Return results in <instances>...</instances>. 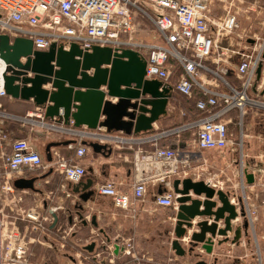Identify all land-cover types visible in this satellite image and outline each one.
Returning a JSON list of instances; mask_svg holds the SVG:
<instances>
[{"label":"built area","instance_id":"obj_1","mask_svg":"<svg viewBox=\"0 0 264 264\" xmlns=\"http://www.w3.org/2000/svg\"><path fill=\"white\" fill-rule=\"evenodd\" d=\"M224 1L0 0V36H8L10 43L15 39L29 40L33 52L47 51L52 45L68 50L72 44L83 52H90L94 47L118 52L132 50L145 62V79L159 80L170 90V96L189 101L194 100V92L200 95L194 101L196 118H191L188 109L168 103L167 116L177 113L190 119L165 130H159L155 123L152 132L143 137L107 133L104 128H75L72 122L66 125L57 117L47 118L40 107L25 116H16L0 105V264H31L28 261L29 257H34L31 247L41 242L36 234L50 231L54 223L52 214L56 217L55 225L58 222L56 210L59 207L44 215L45 201H39L38 206L22 205L26 191L16 190L12 183L24 172L53 171L65 182L66 196H75L79 201L74 205L77 214L82 211V202L72 192V187L83 182L87 175L86 169L79 164L90 152L83 142H97L112 150L131 152V157H124L133 170V183L128 190H121L120 184L111 181L95 183L92 188L95 194L109 198L113 208L132 214L135 205L148 194L150 186L159 187L153 192L155 206L175 213L179 195L174 193L172 183L186 178L196 182L194 169L207 171V161L200 159V153L227 151L239 156L240 160L244 119L253 109L264 108V103L258 101L264 96V31L257 34L243 30L240 36L236 35L241 30L239 14L232 5L226 7ZM216 4L223 5L222 17H212ZM139 21L149 24L153 33L149 34L147 27H141ZM235 35L239 38L235 49L233 45L225 47L222 44L223 40ZM232 58H236L235 64ZM20 61L25 63L26 58ZM259 64L262 65L261 74L257 79ZM7 68L0 58V98L12 99L4 89L3 76L7 74ZM8 123L64 136L70 142L66 148L74 152L73 156L65 157L51 148V161H45L28 140L8 138L2 130ZM230 127L239 131L237 136ZM184 136L188 138L184 139ZM239 160L234 159L233 163L240 164ZM237 173L242 179L244 170L241 168ZM209 178L204 182L217 190L220 183L213 184V177ZM159 189L164 190L162 194H158ZM260 205L264 209V200ZM244 213L245 218L232 221L233 229L246 220L249 230L250 221H255L257 213L253 208ZM79 217L76 222L82 223V216ZM22 226L31 229L34 237H27ZM68 232L61 230L62 237L65 238ZM233 238L234 232H228L226 237H216L212 248H235L238 241ZM186 239L188 237L183 240ZM253 243L254 264H263L255 237ZM107 244L102 243L104 250H108ZM114 250L128 255L133 250L132 242L125 240L120 248L117 243L113 244L108 250L110 256ZM196 252L208 255L200 247ZM42 264L51 263L43 261Z\"/></svg>","mask_w":264,"mask_h":264},{"label":"crops","instance_id":"obj_2","mask_svg":"<svg viewBox=\"0 0 264 264\" xmlns=\"http://www.w3.org/2000/svg\"><path fill=\"white\" fill-rule=\"evenodd\" d=\"M224 2L226 7L232 5V9L239 14L238 20L241 30L236 35L240 36L243 30H251L257 34H261L264 31V0H225ZM222 9V4L214 5L212 17H222ZM235 36L223 40L222 44L225 47L233 45L235 49V45L239 43L238 36H236L237 38ZM236 61V58H232V63L235 64ZM258 101L264 103V96L260 97ZM177 102L179 103V101ZM169 103L172 105L176 102L170 101ZM178 103H176L177 106ZM0 105L7 110L8 108L19 109L21 114L16 116H25L28 112L36 109L32 102L22 103L8 97L0 98ZM173 115L176 118L180 117L177 113ZM248 116H250L251 120L246 122ZM248 116L244 119V137L242 139L243 148L240 164L233 163L234 159L239 160V156L228 154L227 151L217 152V156L212 155V157H209L210 155L208 154L204 155V152H202L199 156L202 161H207V171L201 172L200 168L194 169L195 181H206L211 176L213 177V184L220 183L217 184V190L221 187L224 192L229 194L231 204H233L232 201L238 203V200H241L240 204L236 206L237 210H239L240 206L246 213L251 208L256 210L255 221H250L249 230H246L240 236L235 248L215 247L209 255L200 254L196 251H193V253L185 251L186 256L177 257L164 242L165 240L159 238V233L164 229L165 225L169 222L171 224L174 223L173 210L157 208L154 204L153 192H157L159 187L150 186L148 188V194L143 201L135 205L134 214L130 211L126 212L113 208L109 198H107L108 200L101 199V196L95 194L94 191L89 201L80 204L82 211L77 214L74 208L78 201L77 198L75 196H66L64 192L65 182L53 171L25 172L22 176L16 178H36L33 184L35 191L24 190L26 191V202L24 203H30L28 207L38 206L39 201H45L46 203L43 204L44 215H47L50 209L59 207L56 210L57 225L50 231L36 234L40 237L41 242L35 243L31 248L48 251L50 256L53 254L56 259H60L61 264H80V260L81 264H196L198 262H204L205 264H254V259L251 256L254 250V237L259 242H264V209L260 205L261 201L264 200V108L253 109L248 112ZM161 119H164V117ZM160 121L156 123L159 130L170 128H166L170 126L169 124L166 125L167 120ZM34 129L36 128L24 127L17 123H8L2 128L10 140H28L34 150L45 160V148L53 142L45 143L42 137L35 133ZM230 130L235 136L238 135L239 131L233 129V127H230ZM43 133L46 134L45 132ZM148 134H142L137 137H143ZM187 138V136H184V139ZM66 146L52 148L69 158L73 156L74 152L68 150ZM144 148L149 149L148 146ZM192 151H195V149ZM127 156L131 157L130 151L112 150L111 155L108 157L92 154L90 151L79 164L86 169V177L93 180V185L111 181L120 184L121 190H128L133 183V170L131 164L124 160V157ZM103 159L108 160L102 162L100 167L97 166ZM241 168L244 170L242 179L240 174L239 178L237 177V170L240 172ZM247 174L253 176L252 184L246 182ZM91 189L93 190V188ZM79 216H82V222L84 221L86 225L79 221L76 222V218L79 219ZM93 217L96 226L91 223ZM70 218H72V221H70ZM238 222L237 224H239ZM218 225L221 226L222 222L220 221ZM63 229L69 231L65 238L62 237L61 233ZM101 231L103 235H101ZM172 231L173 225L171 227V238H173ZM195 231L196 229L194 228L189 230L187 232L188 238ZM128 239L133 245V250L130 251V254L126 255L121 250H114L113 256H110L108 250L113 244L117 243L120 248L125 240ZM104 241L108 242V250L102 248ZM183 242L184 240L182 239L181 243ZM91 243H93V247L88 250L87 248L91 246ZM261 244L263 246V243Z\"/></svg>","mask_w":264,"mask_h":264},{"label":"water","instance_id":"obj_3","mask_svg":"<svg viewBox=\"0 0 264 264\" xmlns=\"http://www.w3.org/2000/svg\"><path fill=\"white\" fill-rule=\"evenodd\" d=\"M0 58L8 67L3 76L6 94L13 100L32 102L44 109L47 118L57 117L66 125L72 122L75 128H104L107 133L139 136L152 132L153 124L167 116L170 90L159 80L145 79V62L135 51L94 47L90 52H83L72 44L68 50L52 45L47 51L33 52L31 41L15 39L10 43L9 37L3 35L0 36ZM21 58H26V62L22 63ZM261 66L259 64L256 70L257 79ZM68 144L69 141L48 144L45 160L51 161L50 148ZM83 144L92 154L108 157L112 153L110 147L97 142ZM35 181L36 178H20L12 185L19 191H35ZM246 182L252 184L251 174L246 175ZM92 185L93 180L88 178L73 186L72 192L86 203L94 194ZM172 188L179 195L178 210L173 213L174 239L170 242L177 257L186 256L180 241L188 237L187 232L193 228L196 231L189 236L191 250L199 246L208 255L216 237L234 232L233 241H238L242 231L246 232V220L241 226L232 227V221L245 218V213L241 206L238 213L227 192L190 178L174 180ZM163 191L159 189L158 194ZM240 202L238 200V204ZM52 216L54 223L50 229L56 224V217ZM220 221L222 228L218 225ZM91 223L96 226L94 217ZM82 224L86 225L84 221Z\"/></svg>","mask_w":264,"mask_h":264},{"label":"rangeland","instance_id":"obj_4","mask_svg":"<svg viewBox=\"0 0 264 264\" xmlns=\"http://www.w3.org/2000/svg\"><path fill=\"white\" fill-rule=\"evenodd\" d=\"M140 26L143 27V28L147 27V29L150 31L149 34L150 33H153V28L149 24H147L146 22H142L141 21L140 22ZM176 98H177V96H176ZM178 101H179V103H178V106L179 107L175 103V105L177 106V108H183L184 107L183 106L184 105V102H183L182 98H178ZM170 117L172 119H174V120L177 119L175 115H171ZM163 120H168L167 119V116H166V118L164 117V119H161V121H163ZM174 120L168 121L166 123V125H168V124L171 125ZM250 120H251L250 119V116H248L246 122H249ZM175 123H177L176 120H175ZM34 131H35L36 134H39L42 137V139H43V141L45 143H49V142H60V141H64L66 139L64 136L58 135V134H44L40 129H37V128L34 129ZM207 154L210 155L209 157H212V155L217 156V152H215V151H208V152L205 151L204 152V155H207ZM107 160L108 159L101 160L98 163L97 166L100 167V165L102 164V162H105ZM101 199L108 200L107 198H104V197H101ZM24 202H26V201H24ZM22 205L24 207H28V205H30V203H23ZM21 229L25 231V234H26L27 237H34V234L32 233L31 229L26 230L23 226H22ZM37 237H39V236H37ZM261 243H263V246H262ZM258 249L260 251V261H262L263 264H264V242L263 241L262 242L261 241L260 242L258 241ZM31 252H32L33 255H35V257H32L31 256L28 259L29 263H31V264H42L43 261L44 262H50L51 264H61V260L60 259H56L53 254H51V256H50V253L48 251H43L42 249H39V248H33V249L31 248Z\"/></svg>","mask_w":264,"mask_h":264},{"label":"trees","instance_id":"obj_5","mask_svg":"<svg viewBox=\"0 0 264 264\" xmlns=\"http://www.w3.org/2000/svg\"><path fill=\"white\" fill-rule=\"evenodd\" d=\"M199 97H200V95L197 92H194V97H193L194 100L184 101V99H182L183 102H184V105H183L184 107L183 108L184 109H188L187 111L190 112L191 118H193V117L196 118V116L198 115L197 110L194 107V103H195L194 101L198 100ZM174 100H175L176 103H178L177 102L178 100H177L176 96L175 95H171L170 98H169L168 103L170 101L174 102ZM15 101H19V102H22V103H28V102L22 101V100H15ZM4 109L7 112H10V113L15 114V115H18V114L20 115L21 114V111L19 109L8 108V110H7L5 107H4ZM167 119H168L167 121L174 120L171 117H168ZM189 119L190 118L177 117V119H175L177 123H175V120H174L173 123L170 126L166 127V128H169V127L171 128V127L178 126V125H180V124H182L184 122H187ZM163 129H165V128H163ZM160 130H162V129H160Z\"/></svg>","mask_w":264,"mask_h":264},{"label":"flooded vegetation","instance_id":"obj_6","mask_svg":"<svg viewBox=\"0 0 264 264\" xmlns=\"http://www.w3.org/2000/svg\"><path fill=\"white\" fill-rule=\"evenodd\" d=\"M87 179H88L87 177L84 178V180H87ZM172 225L174 226V223L173 224H171L170 222L167 223L165 225L164 229L159 233V238L165 240L164 242L167 244V246L169 247V249H171L170 248V242L174 239V234H172L173 235V238H171V227H172ZM182 247L188 253H193V251H196L199 248V246H198V247L194 248V250L192 251L191 250V240L189 238L186 239V240H184V242L182 243Z\"/></svg>","mask_w":264,"mask_h":264}]
</instances>
